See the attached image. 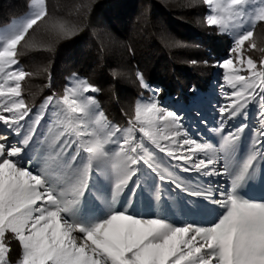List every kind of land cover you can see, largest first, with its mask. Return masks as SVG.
<instances>
[{"label": "snow or ice", "instance_id": "6c2138e0", "mask_svg": "<svg viewBox=\"0 0 264 264\" xmlns=\"http://www.w3.org/2000/svg\"><path fill=\"white\" fill-rule=\"evenodd\" d=\"M203 2L215 13L207 16L209 26H218L222 33L242 29L234 33L230 58L218 65L225 70L224 81L233 91L225 94L228 103L218 109L220 127L211 131L223 133L228 120L238 115L246 118L249 104L259 98L257 118L261 126L252 128L248 152L236 158L248 123L223 135L219 149L187 138V132L181 141L182 117L155 99L137 102L129 127L121 129L98 111L94 97L83 95L99 89L78 80L75 86L66 87L63 97L58 99L53 93L41 105L42 110L52 105L53 114L63 116L59 121L63 130L49 147L68 157L64 168L70 171L57 176L41 168L31 155L34 137L35 143H44L36 128L43 111L36 114L19 142L0 134V264H11V241L6 234H11L21 249L15 264H264V193L256 198L246 191L257 180L264 189V57L258 66L251 56H244L245 42L248 49L257 47L252 37L256 23L264 22V0H259L256 11L251 9L252 0ZM44 4L45 0H33L38 7L32 16L15 24L0 39V78L4 81L0 97L7 98L0 103V122L16 136H21V129H25L21 122L32 111L20 98L21 81L30 73L18 67L17 46L48 15ZM59 31L67 34L62 25ZM260 51L264 53V48ZM241 70L247 75H241ZM137 79L142 88H149L142 73L137 72ZM160 91L153 90L154 96ZM90 124L96 125L91 131ZM145 138L160 153L180 161L178 166L184 172L228 177L231 190L220 183L214 188H192L173 173L165 175L166 170L155 164L154 154L144 146ZM109 143L118 150L109 151ZM220 151L223 157L217 155ZM199 153L205 158H199ZM144 167L156 173L161 183L174 185L172 191L179 189L203 198L195 202V208L181 201L182 213L201 214L212 205L222 211L202 226L195 220L178 225L168 215L146 217L131 213L128 207H117L122 196L128 203L127 197L137 194L140 185L130 188L129 183L137 173L146 174ZM156 191L159 200L160 189Z\"/></svg>", "mask_w": 264, "mask_h": 264}, {"label": "trees", "instance_id": "16d2710c", "mask_svg": "<svg viewBox=\"0 0 264 264\" xmlns=\"http://www.w3.org/2000/svg\"><path fill=\"white\" fill-rule=\"evenodd\" d=\"M32 1L0 0V27L26 13ZM44 6L48 15L33 26L25 41L17 46L18 67L30 73L21 81L20 98L32 109L29 117L22 121L25 129H21V135L32 124L36 114L43 111L41 124L36 126L37 133L44 144L51 143L49 141L54 135L49 137V127L53 134L63 128L53 120V106L42 110L41 105L53 93L56 97H62L66 82L75 77L99 89L91 93L98 101V111H102L108 121L121 129L129 127L128 120L134 117L136 103L149 102L156 88L161 90L157 99L169 101L176 111L183 112L184 125L195 134L204 133L206 143L217 149L220 148L217 140L235 129L230 124L237 126L248 117L249 120L258 119L259 98L249 104L246 118L238 115L228 120L229 125H225L223 133L193 128L199 127L198 119L189 111L205 117L207 122L213 120V116L208 114L211 109L209 103H214L215 99L210 90L211 83L216 79L220 61L230 56L229 44L234 42V33L238 32L231 30L222 33L218 26H209L206 20L208 8L203 0H45ZM61 25L67 34L59 31ZM252 39L257 47L248 49V42H245L244 56H251L259 66L264 57L260 51L264 48V22L256 23ZM137 72L142 73L149 88L140 86ZM225 84L233 91L227 82ZM193 88L195 92L191 91ZM220 118L212 121L211 129L220 127ZM95 127L90 124L89 131ZM251 133L249 125L241 137L242 155L248 152ZM135 135L137 140L141 139L138 131ZM36 139L33 138L32 145H42L35 143ZM143 143L154 154L156 164L164 162L179 176H187L192 184L206 182L199 172H180L178 166L170 164L167 156L146 138ZM106 148L111 152L118 150L111 143L106 144ZM218 154L224 155L223 151ZM59 156L60 160L68 159L64 154ZM144 172L146 174L143 175L137 173L129 183L130 188L140 185L137 194L128 196V203L122 196L117 207H128L131 213L146 217L193 215L182 213L180 202L195 208V202L200 201L198 198L188 196L179 189L172 191L174 185L161 183L157 174L146 167ZM167 173L169 171L166 170L165 175ZM157 188L160 189L159 200ZM205 203L201 206H205ZM9 240L12 248L9 259L13 261L20 247L14 238L10 237Z\"/></svg>", "mask_w": 264, "mask_h": 264}, {"label": "rangeland", "instance_id": "374dc122", "mask_svg": "<svg viewBox=\"0 0 264 264\" xmlns=\"http://www.w3.org/2000/svg\"><path fill=\"white\" fill-rule=\"evenodd\" d=\"M216 3L224 4V3H226V0H216ZM259 6H260L259 5V0H252L251 9L253 11L258 10ZM37 7L38 6H34L33 5V1H32V3L30 4L29 10L26 13H24V14L16 17V18H13L8 24H6L5 26L0 27V39H2L4 35L9 33L12 30V28H13V26L15 24L22 23L26 19L30 18L32 16V14L37 10ZM207 8H208V13L206 15V20H207V16L208 15L215 14V13L212 12V9L208 5H207ZM244 27L247 28L248 25H245ZM232 30H235V31L239 32L242 29L236 28V29H232ZM233 46H234V43H233V41H231V43L229 44V48H232ZM227 58H230V56H227L225 59H227ZM221 62L222 61H220V63ZM237 67H239V65H237ZM240 74L241 75H247V72L245 70H241ZM223 75H224V70L219 67V70L217 71V74H216V79L214 81H212L211 87H210V90L214 94L215 99H214V103H213V101L209 103L210 106H211V109L208 111V114L210 116H213V120H210V121L207 122V119L205 117L196 115L198 113H195V111H189V112L193 113L192 115L195 118L198 119L197 123H198L199 127H197V126L193 127L194 125H191V127H193L194 129H196V130L203 129L204 131L205 130H207V131L211 130L210 126L213 125L212 121L214 122L217 118H220V113H219L218 109H219V107L221 105H224V104L228 103V100L225 98V94L232 92L231 89L229 88V86H227L225 84ZM78 80H84V79L79 78V77H75L74 79H71L68 82H66L64 88L66 89V87L75 86V84H76V82ZM0 83H4L2 78H0ZM11 83H12L11 81L8 82L9 85H11ZM65 89H64V92H65ZM5 91H6V88H5ZM91 93L92 92H87V93H84L83 95H84V97L92 96ZM63 95H64V93H63ZM57 98L59 99L61 97H57ZM6 99H7L6 97H0V103H3ZM152 99H155L158 102L159 105H161V106H163L165 108H168L169 110L176 111L175 110V106H173L172 104L170 105L169 101L168 102L159 101L157 99V97L154 96V94H153ZM215 100H217V101H215ZM176 112L178 113V115H180L182 117L181 123L184 125L185 122H184L183 118L185 117V114L183 112H179V111H176ZM4 114L8 115L7 113H4ZM53 120H56L57 123H59L60 120H63V116L61 115L60 117H57V116L54 115V119ZM201 121H206V123H202ZM238 123H239V121H238ZM244 123H248L249 125H251V128H253V127H257L258 128V127L261 126L260 125V121L258 119L249 120V117L244 120ZM226 125H229V122H227ZM230 125H232V126H234L236 128V127H238L241 124L239 123V125H237V126L233 125V124H230ZM59 126H61V128H62V125L60 123H59ZM53 132L48 131V133H50L49 137L54 135L49 141L51 143H46V144L43 143L40 146L39 145H31V149L33 150L32 151L33 153L31 155L33 157H35V159L39 162V166L41 168H47L49 171L53 172L55 175L62 176L65 171H70V170H67V169L64 168V161H66V159L60 160V158H59L60 156L59 155H61V153L58 154L56 149L49 147V145L53 143L55 137L58 135L57 131H55L54 134H53ZM181 132H182V135H181V137L178 138L181 141H182V139L185 138L183 136V132H187V138L196 139L198 142H202V143H206L207 142L206 140H204V138H205V136H204L205 134L204 133L203 134H195L186 125H184V128L181 130ZM208 132H210V131H208ZM0 134H8L9 140L13 141V142H19L22 139V137H23V134L21 135L22 137H17L15 134L11 133V130L8 129L6 126H4L2 124V122H0ZM39 136H40V138H42L41 135H39ZM221 143H222L221 139L217 140V145L219 147H220ZM241 144H242V140H241V142L239 144V147L237 149V152H236V158L237 159H239V158H241L243 156L242 155V150H241ZM36 154H38L39 158L37 157ZM217 155H219V154L217 153ZM198 156H199V158H205V154L204 153H199ZM219 156L222 157V155H219ZM167 158L169 159L170 164L175 163L176 164L175 166H178V165L181 164L180 161L173 160L171 157L167 156ZM156 161L157 160L154 159L155 164H156ZM221 163H223V160H221ZM158 165L160 166V168H162V167L167 168L166 170L169 171L170 173H173L176 178H178L180 181L183 182V184H185L187 186H190L192 188H196V187L208 188L209 186L214 188L216 183H220V184L224 185V187L227 188L228 190H231L229 188V186L231 184V181H230V179L228 177H217V176H211L210 177V176L201 175V177L204 178L203 180H205L206 182L192 184V183H190L187 180V176H179L177 173H175V171H173L171 169L170 166H168L167 164H164V162L160 161V162H158ZM261 169L264 170V164L261 165ZM178 170L180 172H183L181 167H179V166H178ZM194 172H196V171L188 172V174H196V173H198V172H196V173H194ZM141 183H143V180H141ZM208 183H210V184H208ZM253 184H254V186L251 187V188H247L246 191H247L249 196H253V197L259 198L262 195V193H264V189H261L259 187L258 180L253 182ZM237 191H241V190L237 189ZM196 198H198L199 200H203L202 197H196ZM206 203H205V205H206ZM203 207H205V206H203ZM221 211H222V209H219L218 206L212 205L210 207H206V211L204 213H201V214L187 215V217H184L182 214H176V216H174V215L171 216L170 215L169 218L173 219L178 225L182 224L184 222H191V221L195 220L197 224L202 225V226H207L208 223L211 220L215 219L216 216ZM10 237H12L11 234H6V239L9 240ZM20 254H21V249L19 248V252L17 253V258L15 260L13 259V261H11L9 259L11 261V264H15L16 260L20 256Z\"/></svg>", "mask_w": 264, "mask_h": 264}]
</instances>
